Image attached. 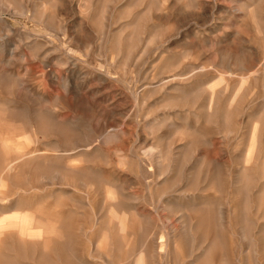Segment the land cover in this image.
Listing matches in <instances>:
<instances>
[{
  "label": "rangeland",
  "instance_id": "obj_1",
  "mask_svg": "<svg viewBox=\"0 0 264 264\" xmlns=\"http://www.w3.org/2000/svg\"><path fill=\"white\" fill-rule=\"evenodd\" d=\"M0 264H264V0H0Z\"/></svg>",
  "mask_w": 264,
  "mask_h": 264
},
{
  "label": "bare ground",
  "instance_id": "obj_2",
  "mask_svg": "<svg viewBox=\"0 0 264 264\" xmlns=\"http://www.w3.org/2000/svg\"><path fill=\"white\" fill-rule=\"evenodd\" d=\"M9 223V222H8ZM13 225V224H12ZM17 227V226H16ZM9 229V228H8ZM3 230V229H2ZM22 231V230H21ZM221 242V241H220ZM111 256V255H110ZM254 257V256H253Z\"/></svg>",
  "mask_w": 264,
  "mask_h": 264
}]
</instances>
